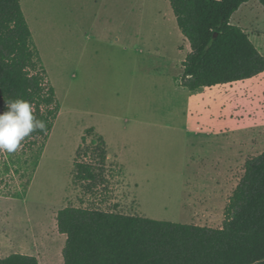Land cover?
<instances>
[{
  "label": "rangeland",
  "instance_id": "rangeland-1",
  "mask_svg": "<svg viewBox=\"0 0 264 264\" xmlns=\"http://www.w3.org/2000/svg\"><path fill=\"white\" fill-rule=\"evenodd\" d=\"M19 2L59 109L46 139L30 137L17 151L0 152L4 255L53 252L48 264L61 263L56 213L67 205L220 227L244 162L264 152V71L185 89L180 77L190 49L168 0ZM230 22L264 56V6L248 0ZM208 96L209 118L198 114ZM202 120L211 132L196 133ZM89 126L105 138L110 158L92 186L72 183L75 151ZM80 158L96 160L90 149ZM193 194L195 207L186 203Z\"/></svg>",
  "mask_w": 264,
  "mask_h": 264
},
{
  "label": "trees",
  "instance_id": "trees-1",
  "mask_svg": "<svg viewBox=\"0 0 264 264\" xmlns=\"http://www.w3.org/2000/svg\"><path fill=\"white\" fill-rule=\"evenodd\" d=\"M247 1L168 0L190 49L180 77L185 89L229 84L264 71V56L247 32L230 22ZM258 2L264 6V0ZM16 98L30 101L47 125L25 139H46L59 109L55 91L19 0H0V109ZM87 135L95 137L81 152ZM88 149L95 164L80 158ZM106 161L103 137L85 129L73 159L72 183L101 181ZM56 227L65 235L60 264H264V152L244 162L220 227L71 205L57 211ZM0 264L39 262L35 256L12 253L0 257Z\"/></svg>",
  "mask_w": 264,
  "mask_h": 264
},
{
  "label": "clouds",
  "instance_id": "clouds-1",
  "mask_svg": "<svg viewBox=\"0 0 264 264\" xmlns=\"http://www.w3.org/2000/svg\"><path fill=\"white\" fill-rule=\"evenodd\" d=\"M34 105L23 98L6 101L0 111V152H15L32 133L46 130V122L37 117Z\"/></svg>",
  "mask_w": 264,
  "mask_h": 264
},
{
  "label": "crops",
  "instance_id": "crops-1",
  "mask_svg": "<svg viewBox=\"0 0 264 264\" xmlns=\"http://www.w3.org/2000/svg\"><path fill=\"white\" fill-rule=\"evenodd\" d=\"M29 28H30V25H29ZM31 30V29H30ZM182 35V34H181ZM31 36H32V31H31ZM185 39V38H184ZM176 53H177V55H176V58H178V56H179V49L177 48L176 49ZM171 62L172 63H174L175 64V62H174V59H171ZM214 87V86H213ZM202 88H210V87H201V88H199V89H196V90H193V91H198V90H200V89H202ZM206 100H207V104H206ZM210 102H211V97L210 96H208L207 97V99H203V107H202V109H199V111H198V114L199 115H203V116H208L209 114H206V108L207 109H209V104H210ZM208 118H209V116H208ZM196 126H197V130H196V133H198V132H200V131H202L203 129H205L206 131H209V132H211V129L210 128H208V127H210V125H206L205 124V121H203L202 120V123L201 122H197L196 123ZM93 128L94 129V132L96 133V134H98V135H101L99 132H97V130H96V128L94 127V126H89V127H86V128H84L83 129V132H82V134L84 133V130L85 129H87V128ZM219 128V132H224V131H226V128H224V127H218ZM102 137H103V135H101ZM103 139H104V141H105V144H106V149H107V142H106V140H105V138L103 137ZM110 158H109V154H108V151H107V161L109 160ZM219 159H221V158H219ZM120 166V165H119ZM121 168V167H120ZM122 169V168H121ZM185 179H187V177L185 178ZM192 179H194V180H196V177H192ZM211 179V178H210ZM213 179V178H212ZM212 193V192H211ZM199 196L198 195H196V194H193L192 195V197H190V199L188 200V202H186V203H189V205L190 206H192V207H195V206H197L198 205V203H199V201H197ZM183 198V197H182ZM180 199V201H179V205L181 204H183V199ZM191 198H192V200H191ZM196 225H198V224H196ZM199 226H204V225H199ZM61 235V237H62V239H63V242H65V235L64 234H60ZM4 248H2V249H0V257H5V256H8V255H10V254H12V253H14V251L12 252V251H10L8 254H6L5 253V255H4ZM28 255H32V256H35V257H37V259H38V262H39V264H48V261L49 262H51L52 261V259H55V257L56 256H54V253L53 252H49V253H43V258H41L40 257V254L39 253H30V254H28ZM54 256V257H53ZM57 264H60V263H57Z\"/></svg>",
  "mask_w": 264,
  "mask_h": 264
}]
</instances>
